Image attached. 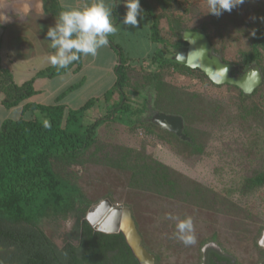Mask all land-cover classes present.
I'll return each instance as SVG.
<instances>
[{
    "label": "rangeland",
    "instance_id": "374dc122",
    "mask_svg": "<svg viewBox=\"0 0 264 264\" xmlns=\"http://www.w3.org/2000/svg\"><path fill=\"white\" fill-rule=\"evenodd\" d=\"M147 1L157 18L161 44L152 42L144 12L135 27L117 21L108 46L98 49L95 57L82 55L81 71L55 75L48 89L59 86L54 96L72 84L60 102L78 108L91 98L94 105L82 121L103 117L117 101V96L110 101L117 45L131 59L126 97L136 106L146 98L144 115L149 119L132 126L119 123L122 117L119 122L106 120L97 129L95 146L81 158L51 160V165L79 187L90 207L109 199L128 209L139 246L150 256L146 264H204L207 249L228 255L235 264H258L264 257V185L250 187L247 178L264 170V0H245L219 17L207 13V0ZM104 3L112 9V22L113 8L119 15L126 11L122 0ZM186 32L204 36L208 56L230 66L226 77L255 75L256 86L244 92L237 84L215 82L204 71L175 60L173 44L187 42ZM24 40L21 47H29ZM255 48L258 54L244 60ZM159 49L188 69L152 63L150 56ZM160 82L167 93L176 94L173 102H159ZM53 96L45 102H52ZM21 106L5 108L0 103V125L18 118ZM158 113L179 116L181 135L155 124L152 117ZM22 115L41 116L30 110ZM123 154L135 166L133 176L143 174L142 184L130 183L128 166L118 169L107 163ZM158 169L164 173L155 183ZM169 214L192 218L194 244L175 237L176 221L168 219ZM73 224L72 219L46 220L41 227L61 246Z\"/></svg>",
    "mask_w": 264,
    "mask_h": 264
},
{
    "label": "trees",
    "instance_id": "16d2710c",
    "mask_svg": "<svg viewBox=\"0 0 264 264\" xmlns=\"http://www.w3.org/2000/svg\"><path fill=\"white\" fill-rule=\"evenodd\" d=\"M48 3L50 10L59 15L57 1L49 0ZM140 6L150 22L152 42L161 44L157 18L150 4L147 0H140ZM113 12L116 17L113 22L115 25L121 16L114 8ZM180 44L181 42L174 43L173 49H177ZM114 48L118 59L114 67L115 80L110 91V101L115 96L117 101L109 104L103 117L89 123H84L82 119L84 113L93 107V99H88L78 108H70L60 102L72 85L59 93L52 103L28 101L36 93L33 78L17 84L9 71L0 66V94L3 95L0 103L5 108L22 104L18 118L6 119L0 125V264H140L121 232L104 233L94 230L84 220L90 203L74 182L59 176L51 165V160L81 158L95 146L97 129L106 120L119 122L118 119L122 117L124 121L119 123L134 125L133 116L137 109L133 108L126 97L131 79V59L123 55L117 45ZM257 51L255 48L245 54L244 60L250 55L258 54ZM150 60L158 67L167 64L188 69L178 65L172 59V53L164 55L160 49L150 56ZM80 67L81 58L65 69L49 66L39 74L54 76L77 71ZM158 87L159 102H173L176 96L174 91L167 93L163 82L158 83ZM104 101L107 103V95ZM26 110L36 111L41 116L24 118L22 114ZM45 121L48 122V127H45ZM130 162L128 154L107 161L113 168L128 166L130 183L145 180L141 177L143 174L133 176L135 166H130ZM162 171L156 170L153 182L161 180L164 173ZM247 183L250 187L263 186L264 170L247 178ZM66 219L74 220V224L64 236L63 244L58 246L54 238L43 231L41 223ZM204 264L235 263L228 255L207 249ZM258 264H264V257Z\"/></svg>",
    "mask_w": 264,
    "mask_h": 264
},
{
    "label": "crops",
    "instance_id": "0c3cea01",
    "mask_svg": "<svg viewBox=\"0 0 264 264\" xmlns=\"http://www.w3.org/2000/svg\"><path fill=\"white\" fill-rule=\"evenodd\" d=\"M56 1L60 12L81 8L87 3L86 0ZM48 2L49 0H0V66L9 71L17 84L33 78L36 93L28 101L36 103H52L55 97L63 91L53 96L59 86L50 89L48 86L52 85L55 75L39 74L40 71L52 66L48 57L55 53L45 34L48 28L55 24V19L59 15L50 10ZM90 3L91 0H88V4ZM125 13L126 11L120 13L119 22L123 20ZM24 39L30 44L29 47H21L24 45ZM81 69L80 67L77 71H68L65 74L79 72ZM69 78H66L62 85H65ZM50 96H53L52 102H45V99H49Z\"/></svg>",
    "mask_w": 264,
    "mask_h": 264
},
{
    "label": "clouds",
    "instance_id": "9594fccd",
    "mask_svg": "<svg viewBox=\"0 0 264 264\" xmlns=\"http://www.w3.org/2000/svg\"><path fill=\"white\" fill-rule=\"evenodd\" d=\"M126 13L122 24L137 26L138 16L142 17L140 0H122ZM245 0H207L208 11L214 16L231 12ZM112 22V9L105 6L104 0H94L81 8H73L59 13L55 24L48 28L46 36L55 53L48 57L52 66L58 69L67 68L72 62L79 61L81 55L95 57L98 49L109 44L108 36L117 32ZM45 121V127H48ZM168 219L176 221L175 237L184 244H194L193 222L191 217L180 219L169 214Z\"/></svg>",
    "mask_w": 264,
    "mask_h": 264
},
{
    "label": "water",
    "instance_id": "95a60500",
    "mask_svg": "<svg viewBox=\"0 0 264 264\" xmlns=\"http://www.w3.org/2000/svg\"><path fill=\"white\" fill-rule=\"evenodd\" d=\"M183 38L189 45L174 56L175 60L183 62L186 59L188 66L204 71L215 82L228 81L237 84L244 92H249L256 86L258 78L255 75L253 77H247L246 74L243 77H226L225 72L230 66L223 65L216 57L208 56L209 46L203 35L197 32H186ZM152 121L164 129L181 135L182 120L179 116L158 113L152 117ZM84 220L94 230L104 233L121 232L139 263H149L150 256L139 246L127 208L121 205L116 206L109 199H104L87 210Z\"/></svg>",
    "mask_w": 264,
    "mask_h": 264
},
{
    "label": "flooded vegetation",
    "instance_id": "af4514ba",
    "mask_svg": "<svg viewBox=\"0 0 264 264\" xmlns=\"http://www.w3.org/2000/svg\"><path fill=\"white\" fill-rule=\"evenodd\" d=\"M189 44H188V42H185V43H182V44H180L179 45V47L176 49L177 51H176V54L179 52V51H183V50H185V48H187V46H188ZM182 57H183V55H182ZM182 63H185L186 64V59L185 60H183V62ZM187 65V64H186ZM243 70V69H242ZM240 72V74H242V71H239ZM234 75L236 74V72H232ZM145 100H142V104L140 105V106H136V105H133V108L134 109H137V112H136V114L133 116V119H134V121H138V120H148L149 118L148 117H145V112H147V100H146V98H144Z\"/></svg>",
    "mask_w": 264,
    "mask_h": 264
},
{
    "label": "bare ground",
    "instance_id": "6f19581e",
    "mask_svg": "<svg viewBox=\"0 0 264 264\" xmlns=\"http://www.w3.org/2000/svg\"><path fill=\"white\" fill-rule=\"evenodd\" d=\"M105 212H106V211H105ZM105 212H104V213H105Z\"/></svg>",
    "mask_w": 264,
    "mask_h": 264
}]
</instances>
